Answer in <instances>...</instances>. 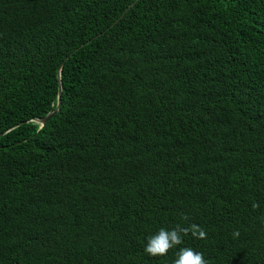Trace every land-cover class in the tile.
Here are the masks:
<instances>
[{
  "label": "trees",
  "instance_id": "trees-1",
  "mask_svg": "<svg viewBox=\"0 0 264 264\" xmlns=\"http://www.w3.org/2000/svg\"><path fill=\"white\" fill-rule=\"evenodd\" d=\"M134 1L0 0V264H264V0Z\"/></svg>",
  "mask_w": 264,
  "mask_h": 264
},
{
  "label": "clouds",
  "instance_id": "clouds-1",
  "mask_svg": "<svg viewBox=\"0 0 264 264\" xmlns=\"http://www.w3.org/2000/svg\"><path fill=\"white\" fill-rule=\"evenodd\" d=\"M259 207L258 204H253V208ZM183 219L187 221L189 217L184 215ZM191 234L197 239H206V231L199 225L192 223L184 227L177 225L172 229L160 228L154 235L147 239L144 251L150 256H164L173 247L183 243V236ZM233 237H239V231L232 233ZM173 264H209L202 252H197L190 247L180 248L177 253V258Z\"/></svg>",
  "mask_w": 264,
  "mask_h": 264
},
{
  "label": "water",
  "instance_id": "water-1",
  "mask_svg": "<svg viewBox=\"0 0 264 264\" xmlns=\"http://www.w3.org/2000/svg\"><path fill=\"white\" fill-rule=\"evenodd\" d=\"M136 1H137V0H136ZM136 1H134L132 4H130V5L128 6V8L126 9V11H128V10L134 5V3H135ZM126 11H124V13L122 14V16L126 13ZM122 16H120V17L116 20V22H118V21L121 19ZM116 22H115V23H116ZM115 23H114V24H115ZM114 24H113V25H114ZM96 37H97V36H96ZM96 37H95V38H96ZM68 57H69V56H67V57L64 59V61H62V63L60 64L59 70H58L59 96H58V104H57V107H56V109H55L54 111L50 112V113L47 114L46 116L37 118V121L41 124V126L45 125V124H46V123H47V122L53 117V115H54L56 112H58V110L60 109L61 102H62L61 96H62V91H63L61 74H62V69H63L64 63L66 62V60L68 59ZM18 125H19V124H18ZM18 125H16V126H18ZM16 126H15V127H16ZM13 128H14V127H13ZM13 128H10V129L6 130L5 132L1 133L0 136L3 135V134H5L6 132L10 131V130L13 129Z\"/></svg>",
  "mask_w": 264,
  "mask_h": 264
}]
</instances>
